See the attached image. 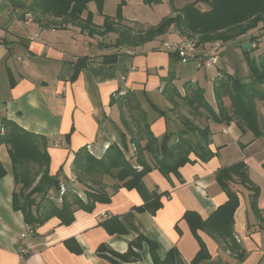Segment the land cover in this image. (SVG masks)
<instances>
[{"label":"crops","instance_id":"1","mask_svg":"<svg viewBox=\"0 0 264 264\" xmlns=\"http://www.w3.org/2000/svg\"><path fill=\"white\" fill-rule=\"evenodd\" d=\"M31 2L0 0V133L2 119H8L43 137L50 156L51 179L60 180L70 192L86 199L88 188L78 183L73 174L75 155L87 149L101 159L110 146H123L122 134L127 130L121 120L122 97L131 95L146 112L157 139L170 133L171 142H177V134L183 129L182 119L190 118L198 127L210 129L209 150L214 156L204 162L192 153V163L180 168L179 177L171 174L167 178L153 170L134 189L122 188L116 193L112 189L116 182L105 177L102 184L90 186L109 193V203H97L91 212L76 210L70 225H61L57 217H49L34 227V235L22 238L28 225L23 213L13 207L14 194L21 186L15 181L9 148L1 145L0 162L6 174L0 179V264H111L104 257L110 254L98 252L102 245L126 254L140 237L157 244L160 263L176 248L182 260L191 264L200 244L184 215L194 212L207 220L224 205L228 196L216 174L221 168L238 163L247 166L251 182L260 190L258 211L254 213L253 192L238 178L231 183L240 198L234 231L244 257L238 259L224 244L200 231L211 255L204 264H264V146L235 123H214L206 112L194 116L181 98L173 96L174 104L168 99L170 89L171 94L177 91L182 97L189 94L190 86L205 93L202 85L208 81L207 70L199 71L193 63L182 64L175 54L162 50V43L179 39V33L171 31L173 39L154 45L151 42L135 48L100 47L98 38L78 27L46 26L44 18L39 20L29 11ZM171 15L172 12L168 16ZM241 39L236 41L242 48ZM116 53L114 62H103V56ZM217 70L216 77L208 81L212 84L211 102L205 93L206 101L216 111L215 83L228 73L219 66ZM149 102L165 115L159 116ZM257 109L264 137V102H258ZM192 140L198 143L200 137L193 135ZM127 146L133 144L128 140ZM147 160L154 162L151 156ZM253 172L258 175L256 179ZM72 179L75 184L70 183ZM58 194V189H50L47 199ZM156 196H160L162 205L156 213L139 210ZM110 227L117 230L111 233ZM135 250L139 260L119 264H156L147 242Z\"/></svg>","mask_w":264,"mask_h":264},{"label":"trees","instance_id":"2","mask_svg":"<svg viewBox=\"0 0 264 264\" xmlns=\"http://www.w3.org/2000/svg\"><path fill=\"white\" fill-rule=\"evenodd\" d=\"M105 1L32 0L29 11L39 20L44 18L46 26L59 28L74 26L92 36L97 33L98 29H101L104 34L111 31L116 32L114 29L116 23L124 20L121 10L125 2L121 1L116 17L106 16L103 25L96 26L92 12L88 11V6L90 3H97L99 7H102ZM168 1L172 6L171 16L165 17L157 26L150 27L137 35L133 28L127 26L124 32L119 33L114 48L139 47L154 42L171 31L178 32L180 35L186 32L199 35L201 37L199 41L203 44L217 41L228 43L240 38L243 44L253 43L258 39L260 43L262 42L264 0H184L180 8L174 5L176 0ZM145 2L147 5H152L158 0H145ZM199 5L207 8L201 10ZM84 14H87L86 18ZM259 44L256 48H250V51L244 53L250 54L259 48ZM117 57V53L109 54L103 56L102 60L111 63ZM249 68L253 77L250 82L241 81L239 77L228 73L218 78L214 87L218 111L206 101L205 93L201 88L191 87L190 84H186V87L190 86V92L185 97L180 96L177 91L171 94L170 89L168 99L174 104L173 96L179 97L195 114H199V109H203L214 123L227 125L235 123L242 132H250L255 139H258L263 135L257 103L264 102V53L259 56L258 61H249ZM122 99L121 120L127 130L126 134H122L123 146L116 144L110 146L101 159L92 156L87 149L78 151L73 162V174L78 183L88 188L85 190L86 199L68 190L59 206L47 199L50 191L47 184L51 180L50 156L47 152L48 146L43 143V137L24 130L11 120L2 119L5 133H0V146L4 144L8 146L14 166L15 181L18 186H21L20 190L14 194L13 207L16 211L23 213L28 226L34 228L49 217H57L61 225H70L74 222L76 210L91 212L97 203H109L112 197L109 193L90 186V184H102L101 181L105 177L116 182L112 186L116 193L122 188L134 189L153 170L160 171L167 178L171 174L179 177L180 168L192 163L190 159L192 153L204 162L214 156L209 150L211 131L208 127L202 129L190 118H183L181 121L183 129L177 134V142H171L170 133L159 140L152 133L151 123L146 112L141 110L140 102L132 95L124 96ZM226 101L229 103L228 106ZM149 103L159 116L165 115L153 103ZM127 116L130 118V123ZM196 134L200 137L198 143L192 140V136ZM128 140L133 146H127ZM142 142L145 143L142 144ZM134 147L136 154L132 155ZM147 155L153 158V164L148 162ZM5 174L6 171L0 162V179ZM235 178H238L243 186L253 192L251 206L254 213H257L260 190L251 182L247 166L244 163H238L231 167L221 168L216 174V179L228 196L227 202L207 220H203L194 212H187L184 215V219L200 244V250L191 264H204L211 259L207 246L199 235L200 231L207 233L219 244H224L227 250L237 254L238 259H243L244 252L236 240L234 231V217L240 205L238 193L231 188V183ZM37 179L39 181L36 184ZM45 203L46 206H43ZM161 206L160 196H156L152 203L139 210L156 213ZM261 220L264 222L263 218ZM110 228H112L111 233L117 230ZM143 242L149 244L156 264H186L176 248H173L165 260L160 263L157 244L145 237L135 240L126 254L110 251L105 245H102L98 252L101 255L110 254L104 257L111 264L135 262L140 259L135 249L140 250Z\"/></svg>","mask_w":264,"mask_h":264},{"label":"rangeland","instance_id":"3","mask_svg":"<svg viewBox=\"0 0 264 264\" xmlns=\"http://www.w3.org/2000/svg\"><path fill=\"white\" fill-rule=\"evenodd\" d=\"M121 1L125 2L121 10L124 20L120 23H116V26L114 27L116 32L111 31L104 34L101 29H98V31H96L97 33L92 35L93 38L99 39L100 47L104 46L107 48H114V44L119 36V33L124 32L127 26L133 28L135 35H137L141 32L146 31L150 27L157 26L165 17H168V15L172 12V6L170 5L168 0H158V2L152 5H147L145 0H106L102 7H99L97 3L89 4L88 11L92 12L93 21L95 23L103 25L106 16L116 17L119 3ZM183 3L184 0H176L174 5L180 8L183 6ZM199 8L201 10H204L207 7L199 5ZM185 35L193 37L197 40H200L201 38L199 35H194L188 32H186L184 35L179 34L180 37ZM166 39L173 38L170 34H165L157 38L152 45H154L155 43H161V41ZM261 41L262 42L259 44V48L252 51L248 55L244 53L238 41H231L228 43L221 42L223 43L224 48L223 54L219 59V69H223L224 72H228L234 76L239 77L241 81H252L253 77L249 68V61H258L259 56L264 53V37H262ZM217 68L218 67L207 70L208 81H210V79L212 78H215L216 75L219 73V70H217ZM208 81H204L202 87L205 90L206 97L211 102L212 84ZM155 99L158 100L156 97ZM203 112H205L203 109H199V114H195L193 111H191L194 116H200L201 114L203 115ZM164 137L165 134L161 136L160 139H163ZM173 137H175L174 134ZM258 142L260 145L264 146V137L258 138ZM147 156L150 157V155ZM252 176L256 179L258 175L256 174V172H253ZM65 181H67V179Z\"/></svg>","mask_w":264,"mask_h":264},{"label":"built area","instance_id":"4","mask_svg":"<svg viewBox=\"0 0 264 264\" xmlns=\"http://www.w3.org/2000/svg\"><path fill=\"white\" fill-rule=\"evenodd\" d=\"M199 40L189 37L181 36L177 40L165 41L162 43L161 48L166 52L175 54L182 64L193 63L197 70L204 71L209 70L219 66V59L223 54V43L211 42V43H201ZM260 40H255L253 43H250V48H256ZM125 78H122L124 81ZM121 95H125L124 92ZM5 133V129L2 128V134ZM134 153L136 148H133ZM70 183L75 184L76 181L72 179ZM58 196H50L49 200L56 204H62L63 197L67 194L68 188L64 184H60L58 188ZM36 233L35 228L31 226L26 227V231L22 234V238L27 237L28 235H34ZM27 251V250H26ZM24 250L23 253H26Z\"/></svg>","mask_w":264,"mask_h":264},{"label":"water","instance_id":"5","mask_svg":"<svg viewBox=\"0 0 264 264\" xmlns=\"http://www.w3.org/2000/svg\"><path fill=\"white\" fill-rule=\"evenodd\" d=\"M242 50L244 52H248L250 51V42H245L243 45H242ZM60 180H56V179H51L48 184H47V188L48 189H58L60 187Z\"/></svg>","mask_w":264,"mask_h":264}]
</instances>
